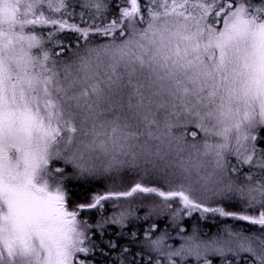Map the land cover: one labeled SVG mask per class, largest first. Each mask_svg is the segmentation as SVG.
I'll return each mask as SVG.
<instances>
[{"label":"snow or ice","instance_id":"obj_1","mask_svg":"<svg viewBox=\"0 0 264 264\" xmlns=\"http://www.w3.org/2000/svg\"><path fill=\"white\" fill-rule=\"evenodd\" d=\"M80 7L94 9L93 21L99 15L102 22L70 24L71 0H0V264H89L85 257L95 249L89 232H103L109 223L123 228L131 213L96 220L83 213L138 193L161 198L169 209L178 199L189 214L232 216L262 229L226 228L207 239L193 229L173 249L166 232L152 238L153 223L144 232L145 246L157 254L149 264L189 256L212 264L210 254L239 252L264 264V148L258 151L255 134L264 129V0H124L107 23V0ZM65 29L77 34L68 59L48 43ZM91 35L112 39L95 43ZM57 46L64 49L62 41ZM180 115L219 141L205 143L195 157L177 149L179 158L169 161L170 118ZM228 155L262 170L259 176L249 171V183L236 186L255 214L209 207L197 196L239 171ZM139 159L176 169L166 174L167 190L138 182L88 202L71 199V180ZM53 160L65 167H50ZM129 234L133 239L121 251L132 259L121 264H137L143 251L132 252L137 234ZM118 246L109 241V248Z\"/></svg>","mask_w":264,"mask_h":264},{"label":"trees","instance_id":"obj_2","mask_svg":"<svg viewBox=\"0 0 264 264\" xmlns=\"http://www.w3.org/2000/svg\"><path fill=\"white\" fill-rule=\"evenodd\" d=\"M71 2L72 9L70 10L73 12V15L66 17L70 24L75 23L80 27H87L93 22L96 24L102 22V18L99 15L93 21L92 13L95 11L94 9L80 7V4L85 3L86 0H71ZM123 2L124 0H113L111 3H108V12L105 13L107 20H103V23L109 22L118 14L117 8L123 6ZM81 12L84 13L83 17L80 15ZM54 15L58 16L59 14L56 13ZM48 30V27L44 29L45 39H47ZM76 36V33L65 29L48 43L51 49L55 50L61 58L68 59L71 58L77 46ZM89 39L95 43H104L110 41L112 37L91 35ZM58 40L62 41L64 45L63 50L57 46ZM83 43L84 41L81 40L80 44ZM161 119H163V113L161 114ZM170 119L173 123V128L171 129L173 151L166 157V160H177L179 158L176 155L177 149H183L180 156L184 158H187L189 154L195 157L198 152L202 153L204 151L205 143L214 144L210 141L212 139L215 140L214 135L210 133L206 134L201 128L197 127L194 118L180 115L173 116ZM193 133L196 135L193 136ZM255 134L257 135V149L259 151L261 148H264V129L258 130ZM193 144L196 145V148L192 147ZM204 159H211V157H205ZM255 159L254 157V161ZM227 160L231 165L236 166L239 171L225 174L223 182L215 186L217 190L214 194L207 191L203 194L197 193V196L209 207H222L226 211L237 215L254 213L252 209L246 207L247 200L240 199L241 196L239 191L236 190V186L247 185L249 183L245 179V174L249 171L255 176H259L262 170L254 166L238 164L235 155H228ZM160 163V160L155 161L156 166L154 167L152 164H146L143 159H139L134 164H125L119 171L110 173L101 172L86 179L68 182L67 188L71 199L78 202H88L95 194H103L107 191L129 190L131 186L138 182L167 190L166 174H156L158 169H160ZM50 167H65V165L63 161L53 160L50 163ZM164 169L166 170L165 173H171L168 168L164 167ZM178 182L179 180L173 181L174 184ZM228 184L233 185V190H227L226 186ZM170 203L172 205L171 209L166 207L159 197L138 193L133 197L122 198L119 201H106L104 202L103 209H94L83 213L85 218L91 220L99 219L101 216L111 217L114 213L120 211L131 213L125 221L126 226L123 228L109 223L104 225L103 232H100V230H96L95 232L90 231L89 235L95 244V249L85 259L89 261V264H121V261L125 260V257L127 261H130L132 259L131 254H125L121 251L124 247L129 246V241L133 239L129 232L133 231L137 234L135 243L131 245L132 252H141V249H143L141 243L144 245L146 241L144 232L153 223L157 225V230L153 233L152 238L166 232L165 244L170 245L172 248H176L183 240L182 238L188 232L193 231V229L198 230L202 238L208 235L222 234L226 228L238 230L245 234L262 231L259 226H253L248 221H242L232 216H221L210 212L202 213L199 210H193L189 214L188 210L183 208L178 199L170 201ZM177 211L178 214L173 219L172 214ZM121 233H123V236L120 235ZM110 240L112 242L119 241V246L115 249L109 248L108 244ZM156 255V253L143 249L141 255L136 257L137 264H141V262L142 264H149V257H155ZM161 259L163 258L161 257ZM208 259L212 261V264H215V261H222V264H249L248 260L250 256L245 252H241V254L230 253L224 256L208 257ZM177 264H198V262L195 257H191L190 260L185 259L184 261L177 259Z\"/></svg>","mask_w":264,"mask_h":264},{"label":"rangeland","instance_id":"obj_3","mask_svg":"<svg viewBox=\"0 0 264 264\" xmlns=\"http://www.w3.org/2000/svg\"><path fill=\"white\" fill-rule=\"evenodd\" d=\"M85 1V0H84ZM113 0H107V2L108 3H111ZM214 138H215V140L214 139H212V140H210V141H212V143H214V144H216L218 141H219V138L218 137H216V136H214ZM206 139H208L207 137H206ZM127 159V158H126ZM161 161V160H160ZM130 164V163H129ZM125 165H123V167H124ZM122 167V168H123ZM159 167H160V169H158V171H157V175L159 174V173H161L162 175H164V174H169V173H165V169H164V167H166L165 166V161H161V163H160V165H159ZM166 168H168L171 172H173V171H176V169L175 168H172V167H166ZM69 172H71V169H69ZM113 172V171H112ZM75 179H73V180H71V181H74ZM70 181V182H71ZM242 186H245V185H242ZM217 190V188L216 187H214V188H212L211 190H209L208 192L209 193H212L213 192V194H214V192ZM240 193V192H239ZM240 199L241 198H243L244 200H247V198H246V194H241L240 193ZM251 214H255V213H251ZM192 232L193 231H190V232H188V234L187 235H190V234H192ZM219 233H221V232H219ZM186 235V236H187ZM209 237H212V235H208L207 237H205V239H207V238H209ZM183 242V240L181 241V243ZM181 243L176 247V248H179L180 247V245H181ZM141 246H142V248L143 249H145L146 251H149L150 252V250L145 246V244L143 245L142 243H141ZM176 248H173V249H176ZM153 253V252H152ZM242 253H244V252H242ZM246 253V252H245ZM226 254H230V253H226ZM239 254H241V252H239ZM249 253H247V255H248ZM214 256H218V255H214V254H210L208 257H214ZM249 256H250V259L248 260L249 261V264H254V257H252L251 256V254H249ZM192 256H189V257H187L186 259H188V260H190V258H191ZM179 260V261H181V258L180 257H176V260ZM246 263V262H245ZM215 264H222V261H215Z\"/></svg>","mask_w":264,"mask_h":264}]
</instances>
